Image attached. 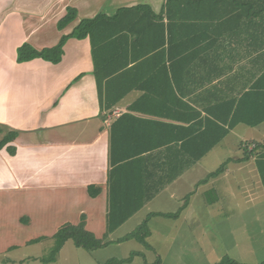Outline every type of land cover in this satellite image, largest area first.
Returning a JSON list of instances; mask_svg holds the SVG:
<instances>
[{"label":"crops","instance_id":"1","mask_svg":"<svg viewBox=\"0 0 264 264\" xmlns=\"http://www.w3.org/2000/svg\"><path fill=\"white\" fill-rule=\"evenodd\" d=\"M138 6L149 9L130 13V48L106 47L105 68L125 66L110 78L95 75L90 38H70L60 63L18 62L24 44L52 48L82 19ZM69 8L78 18L61 31ZM0 126L17 132L0 150V264L44 263L42 246L83 215L102 239L110 209L129 215L97 250L135 240L141 264H195L208 229L219 240L244 222L245 196L264 197V0H0ZM146 220L151 248L123 240Z\"/></svg>","mask_w":264,"mask_h":264},{"label":"trees","instance_id":"2","mask_svg":"<svg viewBox=\"0 0 264 264\" xmlns=\"http://www.w3.org/2000/svg\"><path fill=\"white\" fill-rule=\"evenodd\" d=\"M145 9H149L147 6H138L134 9L124 8L121 9L115 16L109 17L105 14H98L92 18L82 19L79 24L75 27L73 32L68 35H64L60 41V43L52 48H46L43 50H38L32 47L30 44H24L18 49V62L23 63L27 61H31L33 59H43L45 61L52 62L54 64L60 63L62 61V57L64 55V46L66 42L70 38L75 39H86L90 38L93 46V55L95 61V75L98 80L99 77L102 76V80L105 78H110L116 74L117 70H122L125 66H121L118 68H105V64H107L108 60L114 59L115 55L107 56L105 55L106 47L110 45L112 48L115 42V39L119 37L118 41L123 42L126 47L129 49L130 42V34L135 33V30H131L129 27L130 23V13L131 11H144ZM125 15L127 16V20L125 21ZM78 18V11L75 8H69L68 13L64 16L58 23V29L64 30L68 25L74 22ZM100 49L102 50V59L100 60ZM127 65V64H124ZM127 68V66H126ZM100 69L102 74L99 73ZM119 72V71H118ZM17 138V132L10 131L7 133H3L2 127L0 126V150L6 147L8 144L15 142ZM11 154H15V148H9ZM258 151L257 157V167L260 172L262 182L264 184V144L258 145L255 149ZM252 154V153H251ZM224 170V167L220 168L214 173L209 175V178L219 176ZM89 194L92 198H96L100 195L102 189L100 186L92 185L88 188ZM151 198V197H148ZM179 213L173 215H166L168 217H178ZM129 214H125L122 218L115 219V215L113 214V210L110 209L108 219H107V235L99 239L92 232L86 229V216L83 215L81 218V222L78 225H74L71 223L64 224L59 228L57 233L53 236L55 241V245L52 248L50 254L47 257L41 258V261L44 263L53 262L56 260L58 254L65 246V244L69 241L73 242V244L78 247L85 249L87 251H94L99 248L105 247L108 245V241L106 238L109 232L118 228L122 223L126 221V216ZM150 235V229L148 226V221H144L133 233L126 236L123 240H130L136 238L144 243L148 248H151L150 244L147 243L146 239ZM41 239H37L34 242H38ZM139 252H134L130 257L122 260L112 259L109 260L106 264H122L131 262L136 256H139ZM217 264H241L237 261H232L229 258H226L220 263ZM264 264V262L260 263Z\"/></svg>","mask_w":264,"mask_h":264},{"label":"rangeland","instance_id":"3","mask_svg":"<svg viewBox=\"0 0 264 264\" xmlns=\"http://www.w3.org/2000/svg\"><path fill=\"white\" fill-rule=\"evenodd\" d=\"M251 169V179L257 186H259L260 182L257 178L258 174L254 171V166H252ZM219 186H221L220 194L223 197L222 203H230L232 199L230 191L234 190V188H232V178H222L219 181ZM211 197H214V193L211 194ZM239 199L241 200V198ZM263 199L264 197L262 196H260L259 198L258 196H253L252 194L247 197L245 196V205H248L247 203L249 201L250 208H245L244 222L243 220L238 219L237 216L239 214L238 212H235L234 215L239 221H234L232 226L229 228L230 233H228V229H221V231L224 232V235H220L221 238L219 240L217 237V231L215 229H208V234L206 236L208 238L207 243L203 245V248L208 249L204 254L207 255V257L197 259L195 261V264H217L222 262L226 258H229L232 261L235 260L241 264H260L264 262V208L263 210L255 208V206L258 204L264 205ZM241 222H243V224L245 225V227H243L244 234L241 230H239V228H242L239 226ZM140 247L141 246L135 240H132L131 242L124 244V246L121 245L120 248L111 247L103 251L96 250L88 252L87 250L77 248L73 245L72 242H70L69 246L67 245L63 253L60 254L57 258L59 260H57L58 262L56 264H106L108 262V258H121L123 256L130 257L132 252L134 253L138 251ZM244 249L249 250V252L244 253ZM51 250V246L44 244L41 248V254H43L44 257H47L50 254ZM212 250L216 252L215 258L209 257L208 253H210ZM31 253L33 252H30L28 254ZM136 260L140 264L145 261V259ZM27 264L36 263L28 261Z\"/></svg>","mask_w":264,"mask_h":264}]
</instances>
